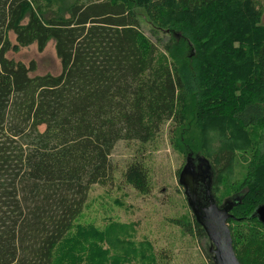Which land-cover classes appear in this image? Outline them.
Instances as JSON below:
<instances>
[{
    "label": "trees",
    "instance_id": "16d2710c",
    "mask_svg": "<svg viewBox=\"0 0 264 264\" xmlns=\"http://www.w3.org/2000/svg\"><path fill=\"white\" fill-rule=\"evenodd\" d=\"M70 3L0 0V264H81L62 251L89 253V246L92 264H123L96 243L80 247L74 222L91 188L112 181L118 142L147 144L165 122L179 126L187 116L199 132L220 120L245 135L239 155L234 148L214 160L187 153L209 163L218 206L238 198L228 227L239 263L264 264V226L251 217L264 204V0ZM132 6L169 35L163 55L139 32ZM48 41L60 62L57 76L30 77L33 63L5 56L32 44L42 52ZM236 156L244 163L241 179H224L217 195ZM44 171L55 186L39 193L34 186ZM123 177L140 193L149 191L141 162L129 164ZM190 224L212 264L204 231L193 217ZM80 232L77 239L90 233ZM127 247L122 252L130 256L135 251Z\"/></svg>",
    "mask_w": 264,
    "mask_h": 264
},
{
    "label": "rangeland",
    "instance_id": "374dc122",
    "mask_svg": "<svg viewBox=\"0 0 264 264\" xmlns=\"http://www.w3.org/2000/svg\"><path fill=\"white\" fill-rule=\"evenodd\" d=\"M74 1L65 0V4ZM132 9L139 32L157 47L158 53H164L169 35L152 25L142 9L133 6ZM261 24L264 25V12ZM7 39L11 45H15L12 33H8ZM171 52L178 53L173 50ZM184 55L187 56V51ZM5 56L25 66L33 63L34 71L30 77L48 74L57 76L61 70L53 41H48L42 52H38L36 45L32 44L16 53L8 51ZM167 60L170 61L169 58ZM212 122L203 132H199L194 127L192 117L187 116L186 121L179 126L165 122L158 136L147 144L118 142L110 156L115 173L112 181L91 188L86 205L74 222L72 238L79 242V246L88 247V242L96 243V246L107 250L110 256L120 257L123 264H151L150 256L155 258L156 264H209L205 256L206 241L198 238L193 226H189L193 216L186 205L179 175L187 158L194 157L192 153H187L189 149L204 153L209 160H214L223 149L234 148L236 155H239L240 148L246 142L245 135L233 129L227 121ZM235 135L238 136L237 143L233 142ZM133 162H141L147 170L150 188L145 194L126 184L123 177L128 165ZM242 164V160L236 156L230 171L221 177L223 184H219L217 195L225 188L224 179L228 178L229 184L241 179ZM227 175L229 177H225ZM54 186L53 176L44 171L34 188L41 193L52 190ZM80 231L90 233L87 237L77 239ZM94 233L103 236V240L93 238ZM127 245H132L136 254L126 256L122 251L127 250ZM98 247L96 253L99 252ZM90 249L91 246L89 253L87 250H63L62 253L70 259L79 257L81 264H92L86 258L91 254ZM141 251L146 259L141 260ZM58 258L59 253L55 255V259Z\"/></svg>",
    "mask_w": 264,
    "mask_h": 264
},
{
    "label": "water",
    "instance_id": "95a60500",
    "mask_svg": "<svg viewBox=\"0 0 264 264\" xmlns=\"http://www.w3.org/2000/svg\"><path fill=\"white\" fill-rule=\"evenodd\" d=\"M201 169L208 188L203 197H199L196 190L195 169ZM198 173V172H197ZM212 171L209 163L203 158L188 157L185 166L179 175V184L183 188L186 205L197 225L204 231L208 246V254L212 264H240L232 248V240L228 221L232 219L231 210L239 202L225 200L222 205H217L211 194ZM252 218L264 226V204L258 206Z\"/></svg>",
    "mask_w": 264,
    "mask_h": 264
},
{
    "label": "flooded vegetation",
    "instance_id": "af4514ba",
    "mask_svg": "<svg viewBox=\"0 0 264 264\" xmlns=\"http://www.w3.org/2000/svg\"><path fill=\"white\" fill-rule=\"evenodd\" d=\"M200 170L201 169H199V168L195 169L194 170V173H195L194 176H195V179H196V185H197L196 190L198 192V195H199L200 198L201 197L204 198V194L206 192V189L208 188V185H207L206 180H204L205 176L202 173H200Z\"/></svg>",
    "mask_w": 264,
    "mask_h": 264
}]
</instances>
